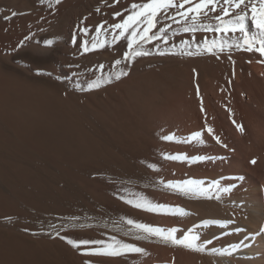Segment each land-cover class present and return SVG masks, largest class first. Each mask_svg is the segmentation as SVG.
Returning <instances> with one entry per match:
<instances>
[{
    "label": "bare ground",
    "instance_id": "obj_1",
    "mask_svg": "<svg viewBox=\"0 0 264 264\" xmlns=\"http://www.w3.org/2000/svg\"><path fill=\"white\" fill-rule=\"evenodd\" d=\"M134 2L144 0H0V142L28 144L14 150L25 158L78 164L82 201L94 215L76 217L81 231L15 227L29 218L22 203L46 208L29 200L38 181L17 167L28 186L0 191V264H264V57L243 50L241 33L210 30L219 7L195 22L172 8L152 28L159 38L140 42L149 54L124 61L127 37L114 40L112 26ZM244 24L249 38L258 35L251 15ZM122 71L128 75L116 79ZM93 81L101 86L89 89ZM196 132L199 140L185 142ZM185 181L200 190L165 187ZM154 205L167 207L145 210ZM177 206L187 215L174 213ZM128 219L165 234L176 229L177 239L191 230L205 251L146 237ZM109 237L145 253L85 255L95 246L77 250L66 242Z\"/></svg>",
    "mask_w": 264,
    "mask_h": 264
},
{
    "label": "snow or ice",
    "instance_id": "obj_2",
    "mask_svg": "<svg viewBox=\"0 0 264 264\" xmlns=\"http://www.w3.org/2000/svg\"><path fill=\"white\" fill-rule=\"evenodd\" d=\"M118 2V0H117ZM59 3V0H57ZM187 5V7H186ZM223 5V6H221ZM219 7L220 14L215 15L214 19L218 21L217 26L214 29H210L220 33H236L242 34L243 38V50L258 52L262 57H264V0H144L143 3H132L131 13L121 22L114 24L112 27L118 30V35H115L114 40H119L121 37H127V48L128 51L124 53V61L134 60L136 57L145 56L149 53L143 51L139 45L141 41L148 42L152 39L159 38L158 34L152 33V28L155 27L156 19L159 14L166 12L168 9L175 8L177 15L181 18L187 20L189 17L192 21H196L200 16H207L209 12L215 13ZM12 15H16L15 12ZM120 15V13H116ZM251 15L252 22L257 30L258 35L249 38V33L245 28V19L247 16ZM143 24L142 29L137 30V25ZM99 32L100 29L98 28ZM184 31H189V28H185ZM195 31V28L192 29ZM47 45L53 43L52 40L45 42ZM240 47V45H237ZM161 55L165 53L161 52ZM191 54V53H189ZM123 61L117 59L115 65H120ZM264 63V61H259ZM103 69V65L99 66ZM127 72H120L117 74L116 79H120L121 76H127ZM98 81H93L89 89L100 87ZM235 123V122H234ZM236 128L241 133L244 132L242 125L237 124ZM205 130L209 135H212L217 143H221L219 137L215 136L214 130L206 125ZM201 136L200 132L193 133L190 138L185 141L191 143L193 140H199ZM165 140H172V136L162 137ZM227 147V145H222ZM165 159L172 160H183L189 159L185 154L167 155L164 156ZM192 160H203L211 159L210 157H193ZM252 164L256 161L253 159ZM154 168V165H148ZM240 179H243L241 177ZM166 188L179 191L181 194H188L190 192H195L200 190L199 185L194 181H185L182 184H173L172 182H167L165 184ZM218 191L227 192L230 188H220L217 185ZM131 203V201H126ZM134 207H141V204H133ZM164 205H154L146 207L145 210L154 211L161 208H166ZM174 213L179 215H187V212L183 208L178 206L173 210ZM127 224L134 226V228L140 232L146 234V237L155 236L164 243H171L174 246L184 247L188 250L195 252H204L205 249L197 243L199 237L192 233L191 230L184 235L182 239H177L174 235L176 229H170L165 234L163 229L153 227L150 225H145L137 223L132 219H128ZM205 224L209 223H219L218 221H205ZM259 234L264 235V224L259 227ZM64 239V237H61ZM139 238V237H138ZM110 241V242H109ZM74 249L81 250V246L93 245L95 247L85 249L82 254L85 255H104V256H120L125 253H140L144 254L145 250L143 248L137 247L132 244L123 243L122 241L116 240L115 237H109L108 241L105 240H80L74 241L68 239L66 241ZM89 264V262H85Z\"/></svg>",
    "mask_w": 264,
    "mask_h": 264
},
{
    "label": "rangeland",
    "instance_id": "obj_3",
    "mask_svg": "<svg viewBox=\"0 0 264 264\" xmlns=\"http://www.w3.org/2000/svg\"><path fill=\"white\" fill-rule=\"evenodd\" d=\"M3 129L7 134H12L8 128L3 127ZM27 146L29 147L28 144H21L19 147L26 148ZM17 147L11 142H0V170L2 171L0 177L3 180H0V191L5 195L8 193L10 195L12 187H27L28 185L23 184L17 172V167H25L30 172V176H34L38 181L34 191L29 194V200L42 201L46 208L32 210L22 203V208L29 212V218L16 220L15 227H25L40 233L50 228L52 230L61 227L81 231L83 227L80 220L84 215L88 214L94 220L93 213L82 201L83 191L79 185L82 168L78 164L69 161H54L41 155L35 158H25L19 155L18 151H14ZM76 217L81 219L76 220ZM60 259L61 262L66 261L63 258Z\"/></svg>",
    "mask_w": 264,
    "mask_h": 264
}]
</instances>
